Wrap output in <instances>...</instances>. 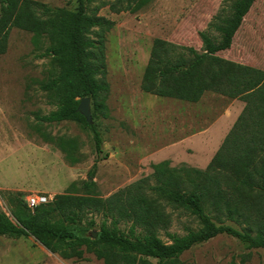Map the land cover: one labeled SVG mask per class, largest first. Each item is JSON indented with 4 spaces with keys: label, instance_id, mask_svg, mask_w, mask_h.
<instances>
[{
    "label": "trees",
    "instance_id": "1",
    "mask_svg": "<svg viewBox=\"0 0 264 264\" xmlns=\"http://www.w3.org/2000/svg\"><path fill=\"white\" fill-rule=\"evenodd\" d=\"M256 1L234 0L229 13L212 24L217 40L199 34L201 53L192 48L178 51L167 42L155 40L142 78L141 92L154 97L196 104L205 93H214L245 104L207 170L164 171L156 167L159 183L150 188L156 198L148 196L139 182L105 200L66 192L32 211L21 200L23 195L16 193L14 222L0 214V236L32 237L62 259L83 260L87 253L103 264H181L183 254L220 235L238 240L248 251H264V72L217 56L231 48ZM77 2L76 10L68 11L31 0H0V54L5 52L12 29L30 33L35 50L47 43L38 58L49 59L48 77L38 86L55 103L56 110L38 120L47 125L77 124L90 133L95 154L100 155L99 131L77 110L80 101L89 98L93 113L107 116L104 36L114 22L98 16L99 8L90 9L92 0ZM110 9L119 12L113 5ZM42 139L62 152L70 166L78 163L74 140ZM93 175L89 173L91 180ZM82 186L91 190L94 183L84 182ZM162 201L188 212L198 228L187 230L183 236L165 233L168 243H163L159 230L166 232L168 220ZM86 213L104 217L95 239L86 235L95 222L81 225ZM219 216L240 229L224 225ZM121 221L132 223L127 233L118 228ZM245 261L246 256L240 263Z\"/></svg>",
    "mask_w": 264,
    "mask_h": 264
},
{
    "label": "rangeland",
    "instance_id": "2",
    "mask_svg": "<svg viewBox=\"0 0 264 264\" xmlns=\"http://www.w3.org/2000/svg\"><path fill=\"white\" fill-rule=\"evenodd\" d=\"M31 1L68 11H74L78 6L77 0ZM233 2L92 0L90 9L99 8L98 16L114 22V27L104 36L105 79L109 87L105 100L107 116L94 114L90 102L91 124L96 126L102 138L100 155L95 154L90 133L77 124L47 125L38 120L56 110L55 103L38 86L48 77L49 59L38 58L47 43L43 42L35 50L30 33L12 29L5 52L0 54V214L14 222L12 211L16 193L23 195V203L30 195L45 196L50 203L54 196L66 192L75 197L105 200L141 182L144 192L156 198L150 191L159 183L156 167H162L164 171L207 170L224 140L218 147L209 149L198 138L183 139L201 131L211 133L219 121L236 114L232 129L245 104L214 93H205L196 104H183L144 94L140 85L155 40L167 42L178 51L192 48L201 53L199 34L206 33L217 40L218 34L212 24L216 18L229 13ZM111 5L119 12L112 11ZM217 56L235 65L264 72V0L253 4L231 48ZM44 137L65 143L74 140L78 163L70 166L65 155L45 142ZM90 172L94 174L92 180ZM84 182H93V188L84 189ZM240 194L245 192L240 191ZM161 204L168 220L166 232L159 230L163 243H168L165 233L183 236L187 230L198 228L197 221L188 212L163 201ZM219 217L224 225L240 229L233 221ZM103 219L101 214L86 213L81 225L90 220L95 222L94 228L86 233L88 237L95 239ZM107 222H111L110 218ZM131 224L121 221L118 228L127 233ZM245 256L243 264L264 262L263 250L248 251L238 240L220 235L194 246L180 257L179 262L230 264L234 261L241 264L240 260ZM0 264L103 262L87 253L83 260H65L49 253L32 237L11 239L0 236Z\"/></svg>",
    "mask_w": 264,
    "mask_h": 264
},
{
    "label": "crops",
    "instance_id": "3",
    "mask_svg": "<svg viewBox=\"0 0 264 264\" xmlns=\"http://www.w3.org/2000/svg\"><path fill=\"white\" fill-rule=\"evenodd\" d=\"M182 103L183 104H190V103H186V102H182ZM232 115H234V116L229 117L225 121H222V122L219 121L217 124L218 127L216 126V128L213 129L211 133H208V131H206V132L201 131V132L192 134L191 136L184 138L183 141H185L187 139L198 138L200 140V143L202 142L203 146H207L209 149H212L214 147H218L222 143V141L224 140V138L226 137L228 132L230 131V129H231L230 127L232 126V123L235 120V116H238L236 114H232ZM206 155L208 156L209 153H207ZM30 196H35V195H30Z\"/></svg>",
    "mask_w": 264,
    "mask_h": 264
},
{
    "label": "built area",
    "instance_id": "4",
    "mask_svg": "<svg viewBox=\"0 0 264 264\" xmlns=\"http://www.w3.org/2000/svg\"><path fill=\"white\" fill-rule=\"evenodd\" d=\"M47 203L48 199L41 195L29 196L25 201L26 206L32 211L39 206L46 205Z\"/></svg>",
    "mask_w": 264,
    "mask_h": 264
},
{
    "label": "water",
    "instance_id": "5",
    "mask_svg": "<svg viewBox=\"0 0 264 264\" xmlns=\"http://www.w3.org/2000/svg\"><path fill=\"white\" fill-rule=\"evenodd\" d=\"M90 102L89 98L82 99L77 110L89 124H91Z\"/></svg>",
    "mask_w": 264,
    "mask_h": 264
}]
</instances>
